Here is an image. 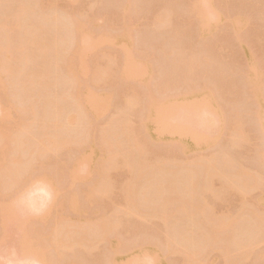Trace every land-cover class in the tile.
Here are the masks:
<instances>
[{
  "label": "rangeland",
  "instance_id": "374dc122",
  "mask_svg": "<svg viewBox=\"0 0 264 264\" xmlns=\"http://www.w3.org/2000/svg\"><path fill=\"white\" fill-rule=\"evenodd\" d=\"M210 6L219 23L204 29L194 0H0V45L9 48L0 46V175L14 157L24 161L11 180L0 176V203L36 177L56 193L39 218L0 205L3 246L44 264H126L145 249L156 264H264V0ZM7 58L16 76L4 71ZM83 93L98 110L86 109ZM202 109L217 126L201 125ZM54 112L77 121L56 113L61 127H52ZM165 117L184 138L151 131ZM43 132L69 140L42 147ZM211 221L229 227L211 235ZM82 233L93 247L78 242Z\"/></svg>",
  "mask_w": 264,
  "mask_h": 264
},
{
  "label": "clouds",
  "instance_id": "9594fccd",
  "mask_svg": "<svg viewBox=\"0 0 264 264\" xmlns=\"http://www.w3.org/2000/svg\"><path fill=\"white\" fill-rule=\"evenodd\" d=\"M201 15V23L204 29H209L219 23V16L210 6V0H194ZM202 126H217L218 121L215 115L207 109H202L196 116ZM80 176L88 174V163L81 161L77 167ZM56 193L50 182L44 177L33 178L14 200L13 207L22 217H43L50 211ZM0 264H44L41 257L33 252L18 251L15 246H3L0 242ZM126 264H156V260L145 254L130 258Z\"/></svg>",
  "mask_w": 264,
  "mask_h": 264
},
{
  "label": "bare ground",
  "instance_id": "6f19581e",
  "mask_svg": "<svg viewBox=\"0 0 264 264\" xmlns=\"http://www.w3.org/2000/svg\"><path fill=\"white\" fill-rule=\"evenodd\" d=\"M193 6H194V5H193ZM17 9H18V8H17ZM19 9L21 10L22 7H19ZM195 9H197V6H196ZM21 11H22V10H21ZM198 11H199V9H198ZM0 24H1V23H0ZM239 24H240V23H239ZM2 26H3V24H2ZM201 26H202V23H201ZM0 27H1V26H0ZM51 44H52V43H51ZM0 46H1V49H2V45H0ZM1 49H0V50H1ZM2 50H5V51H6V50H9V48L3 46V49H2ZM5 51H3V52H5ZM30 53H31V52H30ZM5 54H6V52H5ZM7 54L10 56V54H9L8 51H7ZM25 54L27 55L28 52H26ZM25 54H24V55H25ZM26 55H25V56H26ZM31 55H32V53H31ZM31 55H30V56H31ZM30 56H29V57H30ZM31 57H32V56H31ZM31 57H30V59H31ZM21 58H24V56H23V57H22V56H21V57L19 56L20 61H21ZM26 58H27V57H26ZM26 58H24V59H26ZM5 60H6V61H4V62H7V66H6L7 68L5 67L4 71H6V70L9 69V71H10V75H13V74L15 75V74L17 73V71L19 70V68H17V66H15V65L12 67V65H10V63H8V62L10 61V60L8 61V58L5 59ZM22 60H23V59H22ZM4 64H6V63H4ZM57 65H58V64H57ZM59 65H60L61 67L63 66V65H61V63H60ZM9 66H10V68H9ZM251 66H252V65H251ZM11 67H12V68H11ZM7 72H8V71H7ZM18 73H19V72H18ZM14 75H13V76H14ZM37 75H38V74H37ZM39 75H42V76H40V78L43 77V74H40V73H39ZM15 76H16V75H15ZM38 78H39V77H38ZM26 79H28L27 83H28V82L30 83V81L32 82V81H33V75H32V77H30V80H29V77L26 78ZM26 79H25V81H26ZM42 79H43V78L40 79L41 82H42ZM40 81H39V79H38V82H40ZM29 83H28V84H29ZM33 83L35 84V81H34ZM33 83H32V84L30 83L29 85L31 86V85H33ZM29 85H28V87H29ZM23 86H25V82H24ZM23 86H22V88H25V87H23ZM26 88H27V87H26ZM86 91H87V90H86ZM85 93H86V92H85ZM85 93H83V94H82L83 96H81V97H83V98L85 97V99H84L82 102H83L84 105L87 107L86 109L91 110V111H96V110H98V109H99V105H97L96 103H94L93 101H91V100L87 97V96H88L87 94L84 95ZM87 98H88V99H87ZM78 99H79V98H78ZM79 100H80V99H79ZM132 100H133V99L129 100V103H130V101H132ZM179 102H180V101H179ZM79 103H81V101H80ZM132 103H133V102H132ZM50 111H52V110H50ZM59 111H62V110H59ZM47 112H48V111H47ZM54 113H55V114H53V117H52V116H51L52 118L50 117L51 119L48 118V119H49V123H50L49 125H52V124H53L52 127H55V126H57V127H58V126L61 127V125L59 124L60 122L57 120L59 116H57L56 113H58V115H60V117H61V119H59L60 121L62 120L63 115H64V119H63L64 121L62 120V122L67 123V124H69V125L72 124V123H75V122L77 121V120H76V119H77V115H76L77 113H76V114H74V113H72V112H71V113L66 112V114H65L64 112H63V113H60V112H54ZM59 113H60V114H59ZM62 114H63V115H62ZM47 115H48V114H47ZM51 115H52V114H51ZM260 115H262V114L259 113L258 116H260ZM166 118H167V117H165V118H164V121H163L165 125L161 123V124L163 125V126L161 125L163 128H160V129H159V132L157 131L158 129H157L156 131H155V129H154V130L152 129L151 131L156 132V134L159 135V136H160V134H161V137H162V131H163L162 129H166V131H168V132L166 133V135L168 134V136L170 135L169 132H171V133L173 132L172 134L176 135V134L178 133V129H179V130L181 129V128H180V125L178 126V124H176V123H172V124H176V125L171 126L172 124H171V123L169 124V121H168V118H169V117H168L167 119H166ZM260 118L262 119L261 116L258 117L259 120H260ZM48 119H47V121H45V122H48ZM45 120H46V119H45ZM50 120H51V121H50ZM263 121H264V120H262V123L260 122V124H262V125L264 126ZM41 122H44V121L41 120ZM62 122H61L62 126H66V124L64 125V123H62ZM147 122H148V121H147ZM166 122H167V123H166ZM25 124H26V123H25ZM25 124H23V122H22V125H23V126H25ZM168 124L170 125L169 128L171 127L170 129H171L172 131H170L169 129H167V128H168ZM42 125H44V124H42ZM46 125H47V124H45V126H46ZM49 125H48V126H49ZM69 125H68V126H69ZM262 125H261V130H264V127H263ZM19 126H20V124H19ZM19 126H18V127H19ZM27 126H28V125H27ZM27 126L22 127V128H24V129H23L24 131L21 130L20 127H19V128H20L21 131L26 132V130H27L26 127H27ZM164 126H165V128H164ZM177 126H178V127H177ZM52 127H50V128H52ZM166 127H167V128H166ZM175 127H176L177 129H174ZM262 127H263V128H262ZM45 128H47L46 130H48V127H45ZM50 128H49V129H50ZM158 128H159V127H158ZM173 130H174V131L177 130V131L174 133ZM182 130H183V129H181V130H180L181 132L179 131V133L177 134V138L180 137V139H181V137H183V136H180V135H179L180 133H181V135L183 134V133H182ZM166 131H165V132H166ZM184 131H185V130H184ZM44 132H46V131H44ZM44 132H43V133H44ZM160 132H161V133H160ZM189 132H190V131H189ZM47 133H48V131H47ZM50 133H51V132H50ZM50 133H49V135H48V134L46 135V133H44V134L41 135V136H44V135H45V137H42L41 139H39V143H40V144L42 143V147L45 146V143H44V145H43V141H44V140L48 143V144H46V145H51V146L53 145L54 148L59 147V146H61V145H63V144H66V143L68 142L67 140H69V139H67L68 137H67V138H65L64 136H62L63 138L60 137V136L56 137L57 135L55 136L54 134L51 136ZM263 133H264V132H263ZM24 134H26V133H23V135H24ZM163 134L165 135L164 131H163ZM157 135H155V136H157ZM184 135L187 137L188 132L185 131ZM191 135H192V136H191ZM191 135L189 134L188 136H189V139H190V140H191V138H192V140H191V142H192L193 139H195L196 137H194L195 135H193V133H191ZM25 136H26V135H25ZM170 136H171V135H170ZM172 137H173V135H172ZM190 137H191V138H190ZM193 137H194V138H193ZM29 138L31 139L30 136H29ZM39 138H40V136H39ZM43 138H44V139H43ZM183 138H184V137H183ZM19 139L22 140L21 142H23V143H24L25 141H27V140H25L26 137H25V139H22V138H19ZM19 139L17 138V139H15V140L18 141ZM170 139H173V138H170ZM20 140L18 141V143L20 142ZM32 140H33V142H34L35 139H32ZM36 140H37V138H36ZM36 140H35V141H36ZM173 140L178 141V139H177V140H176V139H173ZM196 140H197V139H195V141H193V142H196ZM17 141H15V142H17ZM21 142H20V146L22 145L23 147H25L26 145H23V143L21 144ZM27 142H28V141H27ZM29 142H30V141H29ZM29 142H28V143H29ZM33 142H32V143H33ZM180 143H182V142H180ZM34 144H37V141L34 142ZM40 144H37V145H40ZM31 145H32V144H31ZM31 145H30V147H31ZM37 145H32V147H33V146H37ZM181 145L183 146V148H184V147H187V146L185 145V142H184V144L182 143ZM30 147H29V148H30ZM38 147H39L38 150L40 151V148H42V147H41V146H38ZM36 148H37V147H35L34 149H36ZM187 148H188V147H187ZM187 148H186V149H187ZM34 149H33V150H34ZM43 150H44V148H43ZM132 150H133V149H132ZM31 151H32V148H31L30 152H31ZM39 151H37V153H38ZM91 152H92V150H91ZM31 153L33 154V152H31ZM31 153H30V154H31ZM37 153H35V154H37ZM39 153H40V152H39ZM86 154L88 155V154H90V153H86ZM86 154H85V156H86ZM13 155H14V154H13ZM13 155H11L10 159L13 158ZM33 155H34V154H33ZM15 156H16V155H15ZM83 156H84V155H83ZM19 157H20V156H18V158H17V157H14V159H12L13 165H12V166L9 165L8 168H7V166H6V167H5V168H6V172L4 171V172H5L4 175H0V176H3V177L5 178L6 176H9V174H11V173H13V172L16 173L15 171L18 170L19 167H23V166L20 165V163L22 164L24 161H20V160H19ZM21 158H22V157H21ZM10 159H9V162L6 163L7 165L10 164ZM78 162H79V161H78ZM23 164H24V163H23ZM78 164H79V163H76V165H78ZM19 165H20V166H19ZM210 165H211V164H209V165L207 164V167H208L209 169H210V167H211ZM140 166H141V165H140ZM142 166H144V165H142ZM204 166H205V164L203 165V167H204ZM2 167H3V166H2ZM207 167H206V168H207ZM139 168H140V167H139ZM141 168H142V167H141ZM206 168H205V169H206ZM1 169H2V168H1ZM212 169H213V167H212ZM212 169H210L211 172L213 171ZM2 170H3V169H2ZM4 170H5V169H4ZM19 171H20V170H19ZM242 171H243V172H242ZM237 172H238L237 175H241L242 173H243V175H244V172H245V171H244V170H241V173H239V171H237ZM2 173H3V172H2ZM14 173H13L12 176L15 175ZM17 173H18V171H17ZM208 174H209V173H208ZM248 174H249V173L246 172V176H247ZM69 175H70V176H75L76 174H75L74 172L70 171V174H69ZM243 175H241V177H240V176H238V177L241 178V181H240V182H241L242 184L245 183L244 186L247 187V183L245 182V180L242 182V179H244V178H243V177H244ZM3 177H0V180H1V178H3ZM14 177H15V176H14ZM8 178L10 179V176H9ZM239 178H238V180H240ZM6 180H8V179L6 178ZM6 180H4V181H6ZM10 180H11V179H10ZM8 181H9V180H8ZM0 182H2V181H0ZM2 183H3V182H2ZM98 183H99V182H98ZM100 184L103 185L102 183H99L98 185L100 186ZM234 184H235V183H234ZM237 184H238V183H237ZM0 185H1V184H0ZM96 185H97V183H96ZM96 185H95V186H96ZM240 185H241V184H240ZM105 186H106V185H105ZM241 186H242V185H241ZM250 186H251V184L248 185V188H249ZM93 187H94V186H93ZM93 187H92V188H93ZM101 187H102V186H101ZM242 187H243V186H242ZM246 187H245V188H246ZM94 188H96V187H94ZM103 188L105 189L104 185H103ZM127 188H129V187H127ZM127 188H126V189H127ZM243 188H244V187H243ZM96 189H98V191H99V189H101V188L98 187V188H96ZM246 189H247V188H246ZM101 190H103V189H101ZM92 191H93V190H92ZM128 191L131 192V191H130V188L127 189L126 195H127V194L129 195V194H130L129 196L131 197L132 192H131V193H128ZM129 196H128V197H129ZM126 197H127V196H126ZM11 199H12V200H11ZM11 199H10V201H8V202H6V203H2V204L0 203V205L3 207V210H4L5 214H6V213H10V212H12V211L14 210V207H13V204H12V201H13L14 199H13V198H11ZM126 199H127V204L130 203V202H129L130 199H128V198H126ZM169 199L172 200L171 198H169ZM166 201H169V200L167 199ZM166 201H165V202H166ZM133 202H134V200H133ZM172 202H173V201H172ZM167 203H168V202H167ZM130 204L132 205V207L135 205V204L133 205L132 202H131ZM130 204H128V205L130 206ZM164 205H166V204H164ZM187 205H188V204H187ZM181 206H182V202H181ZM181 206H180V207H181ZM134 207H135V206H134ZM180 207H179V209H180V210H181V209L183 210V208L186 207V204L184 203V206H182V208H180ZM199 208H200V206H199ZM130 209H131V207H130ZM134 209H135L136 211L138 210L136 207H135ZM134 209H133V211H134ZM131 210H132V209H131ZM175 210H177V207H176ZM200 210H202V209H200ZM138 211H139V210H138ZM161 211H162V210H161ZM165 211H167V210H165ZM140 212H141V211H140ZM140 212H136V213H140ZM163 212H164V210H163ZM142 213H143V212H141L140 215L144 216L145 213H143V214H142ZM164 213H165L166 215H164ZM164 213L161 214V212H160L159 214L162 215L163 218L165 217L164 219L167 221V219H168L167 217H170V216H169L170 213H168V214H167V212H164ZM201 213H202V212H201ZM145 215H146V214H145ZM160 215H159V216H160ZM167 215H168V216H167ZM202 215H203V214H202ZM146 216H147V215H146ZM146 216H145V217H146ZM162 216H160V217L162 218ZM229 219H230V218H229ZM260 219L263 220L264 218H261V216H260ZM224 220H225V222H223V220H220V222L222 221V223H225V225H226V224H229V226H230V220H229V222H226V221H228V218H227V219H224ZM218 222H219V221H218ZM220 222L217 223L216 225H215L216 222L212 224V221H211V223H209V225H210V224L212 225V226H209V228H210V227H212V228H210V229L208 228V231L210 230L211 235L214 234V233L212 234V231L215 232V231H214V230H215V227H214V226H217V227L219 228V229H218V228L216 227V231H217V232L220 230V227L222 226ZM101 223H102V227H103V228L101 227V229H104V227H105V225H106L107 223H104V221H102V222L99 223V225H100ZM99 225H98V226H99ZM218 225H221V226H218ZM106 226H107V225H106ZM227 226H228V225H227ZM227 226H224V224H223L222 227H226V228H228L229 226H228V227H227ZM3 227H5V226H3ZM3 227H2V228H3ZM222 227H221V228H222ZM226 228H225V229H226ZM211 229H212V231H211ZM213 229H214V230H213ZM223 229H224V228H223ZM3 230H4V228H3ZM5 230H6V229H5ZM5 230H4V232H5ZM104 230H105V229H104ZM221 230H222V229H221ZM4 232H3V233H4ZM217 232H216V233H217ZM208 233H209V232H208ZM57 234H58V233H57ZM82 234H83V233H82ZM91 234H92V233H91ZM61 235L63 236V234H60V235L58 234V235H56V236H58L57 238H56V236L54 237V239H55V241H56V244H58L59 247H60V245H61V246H67V247H68V246H69L68 241L64 240L66 237H65V238L63 237V238H62ZM84 235H86V234L84 233V234H83V237H80V238H79L80 240L78 239L79 241H78V240H77V241H78L79 243H83V242H84L85 244L90 245V246H91V245H94L93 243H95V241H96L95 239H97V238L94 239L95 241H92V240H91L92 237H91V239H90V237H89V239H88L86 236L84 237ZM88 235H89V234H88ZM91 236H92V235H91ZM93 236H94V235H93ZM245 236H247V235H244V237H245ZM60 237H61V238H60ZM94 237H95V236H94ZM209 238H210V237H209ZM245 238H246V237H245ZM248 238H249V237H248ZM263 238H264V237H263ZM67 240H68V239H67ZM170 242H171V241H170ZM243 242H244V241H243ZM243 242H242V243H243ZM247 242H248V240H247ZM69 243H70V242H69ZM84 243H83V244H84ZM116 243H117V242H116ZM116 243H115V244H116ZM245 243H246V242H245ZM245 243H244V244H245ZM83 244H82V245H83ZM237 244H238V243H237ZM239 244H240L241 247H243V245H241V243H239ZM248 244H249V243H247V245H248ZM70 245H71V244H70ZM87 245H85V247H86ZM247 245L245 244L244 247L247 246ZM90 246H89L88 248H90ZM114 246H116V245H114ZM114 246H113V247H114ZM118 246H119V244H118ZM118 246H117L116 248H118ZM151 246H153V245H151ZM91 247H93V246H91ZM86 248H87V247H86ZM115 251H116V250H115ZM144 252H145V253H144ZM144 252H143L144 254H142V255L147 254L146 249L144 250ZM150 252H151V251H150ZM191 253H195V252L192 251ZM149 254H150V253H148V255H149ZM113 258H114V255H113ZM111 260L113 261V259H110L109 262H110ZM123 262H124V261H123ZM233 263H235V264L237 263V264H238V263H239V260H238V262L235 261V262H233ZM233 263H232V264H233ZM67 264H68V263H67ZM69 264H76V263H74V262L71 263V262H70ZM109 264H117V263H116V260H114L113 262H111V263H109ZM118 264H121V261H119Z\"/></svg>",
  "mask_w": 264,
  "mask_h": 264
}]
</instances>
